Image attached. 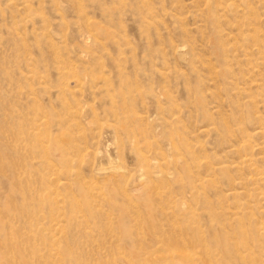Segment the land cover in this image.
Segmentation results:
<instances>
[{"label":"rangeland","instance_id":"374dc122","mask_svg":"<svg viewBox=\"0 0 264 264\" xmlns=\"http://www.w3.org/2000/svg\"><path fill=\"white\" fill-rule=\"evenodd\" d=\"M258 125L264 0H0V264H156L159 208L261 230Z\"/></svg>","mask_w":264,"mask_h":264},{"label":"bare ground","instance_id":"6f19581e","mask_svg":"<svg viewBox=\"0 0 264 264\" xmlns=\"http://www.w3.org/2000/svg\"><path fill=\"white\" fill-rule=\"evenodd\" d=\"M254 133L263 135V126L258 125ZM249 160L250 157L244 155L242 161L248 162ZM225 167V165L219 164L218 169ZM239 206L245 208L247 203H240ZM156 213L167 223L176 226L172 225V229L163 230L156 227L152 222L147 224L146 234L148 238L145 241V251L150 253L148 250L150 246L155 245L157 247L155 251H158L159 254L155 256L152 254L153 258L157 259V261L155 260L156 264H264V259L260 258L261 254L255 255L256 249H254L255 245L253 244L259 239L264 249V226L261 230L254 228L256 232L254 234L252 224L247 217L242 218L233 213L234 215L231 216L230 220L215 221L216 230L219 234L213 235L209 239L200 231L198 221L193 220L191 216L186 221V217L179 219L172 211L166 213L162 208H159ZM170 215L172 217L167 218ZM213 228L215 229V227ZM237 234L242 239L241 245L237 241L239 238ZM241 246L242 250H240Z\"/></svg>","mask_w":264,"mask_h":264}]
</instances>
